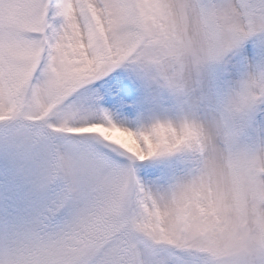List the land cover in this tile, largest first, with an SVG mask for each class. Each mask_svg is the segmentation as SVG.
<instances>
[{
    "label": "snow or ice",
    "instance_id": "snow-or-ice-1",
    "mask_svg": "<svg viewBox=\"0 0 264 264\" xmlns=\"http://www.w3.org/2000/svg\"><path fill=\"white\" fill-rule=\"evenodd\" d=\"M0 264H264V0H0Z\"/></svg>",
    "mask_w": 264,
    "mask_h": 264
},
{
    "label": "rangeland",
    "instance_id": "rangeland-1",
    "mask_svg": "<svg viewBox=\"0 0 264 264\" xmlns=\"http://www.w3.org/2000/svg\"><path fill=\"white\" fill-rule=\"evenodd\" d=\"M81 92L84 93V95L86 96L87 95V86H85V88L82 89ZM114 118H117V117H114ZM119 119H123V118H119Z\"/></svg>",
    "mask_w": 264,
    "mask_h": 264
}]
</instances>
